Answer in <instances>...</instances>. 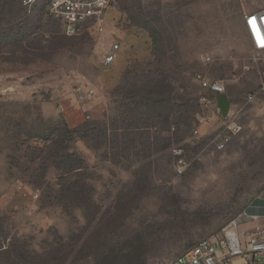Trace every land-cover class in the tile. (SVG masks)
<instances>
[{"label": "rangeland", "instance_id": "obj_1", "mask_svg": "<svg viewBox=\"0 0 264 264\" xmlns=\"http://www.w3.org/2000/svg\"><path fill=\"white\" fill-rule=\"evenodd\" d=\"M260 3L114 0L103 34L67 36L0 0V264H168L259 205L263 54L241 14ZM83 121L108 140L67 132Z\"/></svg>", "mask_w": 264, "mask_h": 264}, {"label": "built area", "instance_id": "obj_2", "mask_svg": "<svg viewBox=\"0 0 264 264\" xmlns=\"http://www.w3.org/2000/svg\"><path fill=\"white\" fill-rule=\"evenodd\" d=\"M19 2L28 8L44 4L47 12L62 22L63 33L67 36L78 34L85 27L97 35L103 34L106 31L108 12L114 4V0H19ZM245 7L244 29L253 50L263 54L261 61L264 65V0H261L256 8H250L248 4ZM117 50L118 43H112L103 58L105 65L114 61ZM200 80L216 101L218 94L223 91L220 82L205 78ZM257 92L264 94V68ZM255 95L250 93L247 100H254ZM211 103L213 100L201 97V104L209 106ZM228 128L234 131L231 127ZM261 216L263 224L256 225L245 237L240 238L234 227H226L219 233L198 239L168 264H233L236 257L240 258L243 264H264V201Z\"/></svg>", "mask_w": 264, "mask_h": 264}, {"label": "trees", "instance_id": "obj_3", "mask_svg": "<svg viewBox=\"0 0 264 264\" xmlns=\"http://www.w3.org/2000/svg\"><path fill=\"white\" fill-rule=\"evenodd\" d=\"M40 5H44V4H40ZM2 7L4 8V5ZM45 9H46V7H45ZM49 16H51V15L49 14ZM51 17H53V16H51ZM55 19H57V18H55ZM57 20L59 21L60 26H61V31L63 32L62 22L59 19H57ZM26 38L27 37L25 35H23V38L21 39V41L25 40ZM124 110L129 112V109L127 108V105H124ZM190 110H192V106L190 108V105H186V106L184 105L183 112L187 113V115H188ZM167 121H169V119H167ZM107 129L108 128H107L106 124H102L101 128H100L99 124H97L95 122L83 121L82 123H80L77 126L73 127V129H67V132H69L71 134L72 133L75 134L76 138L80 139L82 141H88L92 137H95V135L101 134V136H103V141H106V140H108ZM122 129L123 130H127V129H130V127L123 126ZM13 257L17 259V258H21V255H17L15 253V254H13Z\"/></svg>", "mask_w": 264, "mask_h": 264}, {"label": "crops", "instance_id": "obj_4", "mask_svg": "<svg viewBox=\"0 0 264 264\" xmlns=\"http://www.w3.org/2000/svg\"><path fill=\"white\" fill-rule=\"evenodd\" d=\"M243 23V13L241 14ZM244 27V25H243ZM264 197L260 199L259 205L254 209H250L244 212L238 219L237 225L235 226V231L240 238L245 237L249 232H251L256 225L263 224L262 219V205ZM233 264H243V261L236 257L233 259Z\"/></svg>", "mask_w": 264, "mask_h": 264}, {"label": "water", "instance_id": "obj_5", "mask_svg": "<svg viewBox=\"0 0 264 264\" xmlns=\"http://www.w3.org/2000/svg\"><path fill=\"white\" fill-rule=\"evenodd\" d=\"M217 105H218L221 115L225 117L229 110V103H228V100L225 94H222V93L218 94Z\"/></svg>", "mask_w": 264, "mask_h": 264}]
</instances>
